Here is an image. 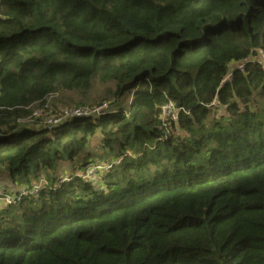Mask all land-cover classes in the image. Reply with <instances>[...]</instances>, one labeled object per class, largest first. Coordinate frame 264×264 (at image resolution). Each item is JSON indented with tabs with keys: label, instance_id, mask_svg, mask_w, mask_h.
<instances>
[{
	"label": "trees",
	"instance_id": "16d2710c",
	"mask_svg": "<svg viewBox=\"0 0 264 264\" xmlns=\"http://www.w3.org/2000/svg\"><path fill=\"white\" fill-rule=\"evenodd\" d=\"M260 51L264 0H0V177L47 183L0 207V264H264V76L222 84ZM51 97L108 111L48 129Z\"/></svg>",
	"mask_w": 264,
	"mask_h": 264
},
{
	"label": "built area",
	"instance_id": "2783aa9c",
	"mask_svg": "<svg viewBox=\"0 0 264 264\" xmlns=\"http://www.w3.org/2000/svg\"><path fill=\"white\" fill-rule=\"evenodd\" d=\"M258 65L263 76H264V52L260 51L256 56L247 57L243 60L230 64L227 69L226 76L224 77L223 83H229L232 80V76L234 72L243 73L247 65ZM212 107L217 108L219 107V103L214 101L211 104ZM108 111L107 103H102L97 106L93 107H83V108H76L72 110H63L57 115L50 116L48 119H45V122L42 126L51 129L52 127L58 126L59 124L63 123L64 121H68L70 119L75 118H83V117H94L101 115ZM180 112L179 109H176L172 102L166 103V105L162 108L161 112V120L167 121H176L178 117V113ZM121 159H118L116 162H112L109 165H105L106 171L110 169L115 163H120ZM67 181L66 177L59 178L56 183L57 185ZM47 186L46 180L43 177H39L36 179L29 188L19 189L17 191H9L5 189L3 186L0 185V201L6 205H13L18 200L29 197L31 199H36L41 192V190Z\"/></svg>",
	"mask_w": 264,
	"mask_h": 264
},
{
	"label": "rangeland",
	"instance_id": "374dc122",
	"mask_svg": "<svg viewBox=\"0 0 264 264\" xmlns=\"http://www.w3.org/2000/svg\"><path fill=\"white\" fill-rule=\"evenodd\" d=\"M51 98H53V97H51ZM51 98L47 100L46 104L50 103L49 107H47V108H46V106H44L42 109L39 108L38 106L32 107L33 113L31 115V117H32V119H34V121L37 119V122L39 121V123L41 125L44 124L46 118L48 119L51 116L50 113H60L63 110H72V109L78 108V107L71 106L70 103H68L69 105H67V106L60 105V104H57L56 106H54L53 100L56 97H54L53 99H51ZM75 100H76V97L71 98V101H75ZM131 100L132 99L129 98V102ZM97 105H99V104L86 105L85 107H93V106H97ZM224 112L225 111L223 108L217 107V108H215V110L212 113H214V115L216 117H219L221 115H224ZM32 119H30V117H29L27 120H28V122L33 123L34 121ZM99 147H100L99 143L96 139L89 141V144H88V150L89 151L94 152V153H100L101 151L99 150ZM108 159H111V157H109ZM118 159H120V158H118ZM105 165L106 164H102L100 162H98L96 164H89V166L87 167V169L85 171H81L80 177L83 180L90 181L92 183H94L96 181L99 182V179L104 175V173L106 171ZM59 167H60V173H59L60 177H70L74 173L80 172V170L74 169V165L71 162H68V163L67 162L66 163L61 162L59 164ZM0 185L3 186L5 189L12 191V192L24 188V187L20 188L19 185H17V186L12 185L7 180L2 179L1 177H0ZM3 206H5V205L0 201V207H3Z\"/></svg>",
	"mask_w": 264,
	"mask_h": 264
}]
</instances>
